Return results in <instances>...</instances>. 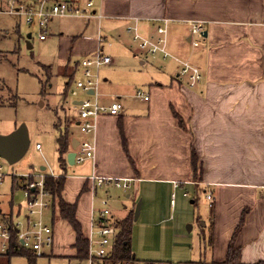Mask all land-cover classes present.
I'll list each match as a JSON object with an SVG mask.
<instances>
[{"label":"crops","instance_id":"1","mask_svg":"<svg viewBox=\"0 0 264 264\" xmlns=\"http://www.w3.org/2000/svg\"><path fill=\"white\" fill-rule=\"evenodd\" d=\"M94 9L101 18H87V27L97 21V36L88 39L82 34L72 41V49L85 55L84 59L92 57L99 49L111 57L107 52L111 43L104 31L118 32L121 46L127 52L124 38L133 35L134 42L129 28H137L144 37H153L167 20L173 42L170 51L198 67L203 78L191 88L187 80L172 69L169 61L157 56L152 59L164 62L157 68H168L170 73L151 74V78L138 82L140 86L135 89L134 97H128L133 101L123 100L127 95L124 93L129 91L118 90L120 93L110 103H101L100 87L110 80L102 79L100 70L112 62L93 73L99 82L97 91L83 92L85 98L82 99L80 94L74 97L73 104L78 107L83 100H97L104 106L119 101L123 106L118 116H99L95 132L83 133L84 140L70 130L73 123L80 128L79 113L77 117H70L63 133L69 140L67 154L72 151L73 140L79 144L90 141L95 145L93 159L82 164L75 162L78 166L88 162L81 168L83 175L70 179L65 173L60 176L66 179L62 197L76 206V219L86 239L98 218L91 215L88 200L105 190L109 196L105 199L111 200V206L110 191L116 189L106 187L95 191L91 178H125L133 180L131 188L116 190L126 192L127 198L132 199L130 213L134 214L142 198L141 217L147 219L154 215L159 218V199L164 195L172 210L166 220L174 228L177 221L181 225L193 220V210L186 206L192 195L197 196L199 191L206 196L208 192L213 194L209 232L211 260L186 264L225 263L232 241L238 250L235 264H264V0H96ZM194 22L204 23L207 33L198 47L191 43V23ZM135 56L141 59L143 66L151 58L141 56L138 50ZM78 63L75 68L82 69ZM70 70L73 69H64L63 74L72 80L76 73ZM138 90L148 95L149 100L137 97ZM42 150V146L37 149ZM193 151L199 158L201 170L197 179L193 173ZM67 165L61 167L65 172ZM40 170L46 172L47 168L42 166ZM67 190L73 192L71 197L66 194ZM131 190L133 192L128 194ZM53 200L58 207V199L54 197ZM52 209L54 217V205ZM111 213L121 232L119 224L126 218ZM21 214L19 209L16 218ZM2 215H5L3 210ZM49 225L55 229L54 223ZM58 241L59 233L55 229L52 255L60 256L62 250L75 249L76 234L71 245L69 242L58 244ZM7 257L1 256L0 264H5L1 260ZM134 257L131 258L136 259Z\"/></svg>","mask_w":264,"mask_h":264},{"label":"rangeland","instance_id":"2","mask_svg":"<svg viewBox=\"0 0 264 264\" xmlns=\"http://www.w3.org/2000/svg\"><path fill=\"white\" fill-rule=\"evenodd\" d=\"M50 28L47 41L41 42L35 27L29 28L17 17L0 14V135H8L24 124L28 128L31 142L29 151L17 164L9 165L0 158V165L7 174L4 182L0 184V208L4 216L13 214L18 222L24 221L27 199L20 189L23 180L16 179L13 175H39L43 172L41 167L44 166L47 168V175L60 177L66 174L70 179L83 175L81 168L88 164L67 165L65 172L60 166L57 140L65 132L70 117H77L79 113V107L73 104L75 98L72 91L76 89L77 82L86 80L82 69L75 68L85 55L72 49L73 38L83 34V37L94 39L98 34V23L92 21L87 27L86 17L56 18L50 23ZM28 34H32L30 50L27 48ZM104 34L111 43L107 52L111 55L113 64L100 70L101 78L110 80V83L103 82L100 87L101 103H110L120 93L118 90L129 91L130 93H124L127 95L123 96V100L133 101L128 97H134L135 89L140 86L138 82L151 78V74L170 73L168 68H157V65L164 64L159 58L151 57L146 66L142 65L141 59L135 56L137 49L133 35L124 38L127 43L126 52L121 46L122 40L119 39L118 32L104 31ZM68 67L73 69L69 72L76 73L72 80L63 74V70ZM42 83L46 85L45 90ZM79 94L80 99L85 98L83 92L79 91ZM70 128L71 133L74 132L78 139L84 140L78 126L73 123ZM37 144L43 147L42 152L37 151ZM110 192L112 205L107 207L102 204V200L109 196L105 190H100L97 196L88 200L91 203L90 213L97 218L100 211L110 209L119 218L129 216L132 219L131 252L136 260H162L182 264L211 260L209 232L212 209L206 193L199 191L197 196L192 195L188 199L186 206L193 210V220L182 222L181 225L177 221L174 228L166 220L171 216L172 210L169 199L165 201L164 195L159 199V218L154 215L147 219L142 218L141 211L140 218L135 221V211L133 216L130 213L133 210V201L127 198V193L113 188ZM132 192L133 190L128 194ZM66 194L71 197L73 192L67 190ZM178 196L180 197L179 194ZM193 200L196 202L193 203ZM19 209L22 214L16 218ZM163 212L166 213L165 216ZM45 215V222L54 223L59 233L58 244L69 242L71 245L75 234L69 224L60 218L59 208L56 206L54 217L52 206ZM189 226L192 227L191 230ZM85 232L87 233V229ZM88 232L90 233L89 230ZM44 253L46 255L37 257L28 252L15 253L1 261L5 264H89L87 259L73 258L76 255L75 249L67 252L62 250L60 256L52 255L51 249H45Z\"/></svg>","mask_w":264,"mask_h":264},{"label":"built area","instance_id":"3","mask_svg":"<svg viewBox=\"0 0 264 264\" xmlns=\"http://www.w3.org/2000/svg\"><path fill=\"white\" fill-rule=\"evenodd\" d=\"M96 0H0V14L19 18L29 27H35L38 31V39L44 42L49 36L50 22L55 18L86 17L101 18L95 11ZM165 25L156 30L153 37L142 36L137 28H129L134 34V42L137 45L138 53L145 57L161 56L163 60L170 62L172 69L187 80L189 87L194 88L203 78L201 70L170 51L173 45ZM32 35V34H31ZM204 23H191V43L194 47L200 45V40L204 38ZM195 38V40H193ZM27 39V38H26ZM102 39L100 38V43ZM113 59L106 55L102 49L89 58L79 62L85 75V81H79L76 89L72 91L73 97H78L79 91L89 94L90 91H97L98 80L94 78V72L99 71L104 65H109ZM137 97L145 101L149 96L142 90L137 91ZM80 129L84 134L95 132L97 119L99 116L108 114L111 116L120 115L123 106L119 101L109 106L100 105L97 100H83L79 106ZM41 149V145L36 146ZM95 155V145L90 141L79 144L76 150L75 162L82 164L88 159H93ZM7 174L0 166V184L4 182ZM14 178L23 180L20 189L23 190L27 199L26 219L18 222L14 217L0 216V257L9 256L13 253L28 252L33 255L43 256L45 249H52L55 245V229L45 222V213L54 205V196L46 189V179L49 176L45 172L39 175L23 174L13 175ZM95 184L94 190L114 187L116 189L129 190L132 179L125 178H103L93 176L91 178ZM207 200L212 207L214 198L211 192L207 193ZM103 205L110 207L111 200L103 199ZM118 222L113 218L110 209L99 212L94 223L93 230L89 237L88 263L89 264H178L167 261H138L136 259L114 260L116 240L119 236ZM96 247V248H94ZM224 264V263H212Z\"/></svg>","mask_w":264,"mask_h":264},{"label":"trees","instance_id":"4","mask_svg":"<svg viewBox=\"0 0 264 264\" xmlns=\"http://www.w3.org/2000/svg\"><path fill=\"white\" fill-rule=\"evenodd\" d=\"M43 84V83H42ZM45 84H43V90H45ZM45 92V91H44ZM58 152L60 154V166L65 167L67 165L65 155L67 154V150L69 148V140L67 135L62 134L58 140ZM192 165H193V173L194 177L197 179L198 176H201V170H199V158L195 151L192 152ZM66 179L65 177H58L57 179L53 177H48L46 179V189L53 194L55 198L58 199V208L60 212V216L63 220L67 221L76 234V242L74 244V248L77 251L76 258L80 260H84L88 258V239L83 234L82 227L80 223L76 219V206L71 205L64 201L62 197V193L65 187ZM56 202H54V208H56ZM213 214V210H212ZM133 216V215H132ZM119 226L121 227V232L116 240V247L114 251V260H125L131 259V232H132V219L126 218L122 222H120ZM24 253V252H18ZM31 258L33 256L28 255ZM238 256V250L234 246V242L232 241L229 246L228 258L224 264H235V260Z\"/></svg>","mask_w":264,"mask_h":264},{"label":"water","instance_id":"5","mask_svg":"<svg viewBox=\"0 0 264 264\" xmlns=\"http://www.w3.org/2000/svg\"><path fill=\"white\" fill-rule=\"evenodd\" d=\"M207 36V33H205ZM32 35H27V48L32 49L30 43ZM78 141L73 140L72 151L67 154V162L69 165H75L76 153L75 150L78 145ZM30 137L29 131L26 125H21L15 131L8 135H0V158L5 160L9 165H15L20 162L30 149ZM142 208V201L136 206L135 221L139 219ZM2 210L0 209V214ZM191 230V226L188 227ZM135 258V257H134Z\"/></svg>","mask_w":264,"mask_h":264}]
</instances>
